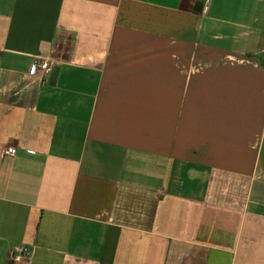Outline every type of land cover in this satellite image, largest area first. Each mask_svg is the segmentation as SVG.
Here are the masks:
<instances>
[{
    "label": "crops",
    "instance_id": "crops-1",
    "mask_svg": "<svg viewBox=\"0 0 264 264\" xmlns=\"http://www.w3.org/2000/svg\"><path fill=\"white\" fill-rule=\"evenodd\" d=\"M260 57L264 0H0V264H264Z\"/></svg>",
    "mask_w": 264,
    "mask_h": 264
},
{
    "label": "built area",
    "instance_id": "built-area-1",
    "mask_svg": "<svg viewBox=\"0 0 264 264\" xmlns=\"http://www.w3.org/2000/svg\"><path fill=\"white\" fill-rule=\"evenodd\" d=\"M32 62L34 63V75L37 76L42 81L46 79V77L52 72V63L51 60L48 57H38L35 59H32ZM3 154L5 156H13L15 154V151L13 148L6 149ZM29 251L25 247H16L14 249L12 259L14 262H20L23 260L26 256H28Z\"/></svg>",
    "mask_w": 264,
    "mask_h": 264
},
{
    "label": "trees",
    "instance_id": "trees-1",
    "mask_svg": "<svg viewBox=\"0 0 264 264\" xmlns=\"http://www.w3.org/2000/svg\"><path fill=\"white\" fill-rule=\"evenodd\" d=\"M260 61L264 65V61H263V58L262 57H260Z\"/></svg>",
    "mask_w": 264,
    "mask_h": 264
}]
</instances>
